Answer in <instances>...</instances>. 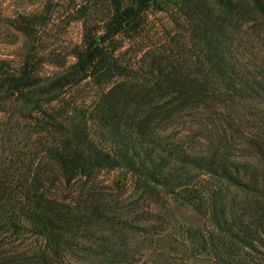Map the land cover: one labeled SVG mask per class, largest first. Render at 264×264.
Listing matches in <instances>:
<instances>
[{
  "label": "trees",
  "instance_id": "trees-1",
  "mask_svg": "<svg viewBox=\"0 0 264 264\" xmlns=\"http://www.w3.org/2000/svg\"><path fill=\"white\" fill-rule=\"evenodd\" d=\"M105 1L100 35L93 8L71 12L84 39L62 75L39 78L31 57L18 71L0 60V264H67L83 250L80 205L54 189L111 172L209 218L214 264H264V0ZM153 11L180 33L126 79L117 39L140 36ZM33 22L13 25L30 39ZM80 87L97 92L76 106L66 97ZM54 104L66 119L31 118ZM25 230L37 247L21 250L12 236Z\"/></svg>",
  "mask_w": 264,
  "mask_h": 264
},
{
  "label": "rangeland",
  "instance_id": "rangeland-1",
  "mask_svg": "<svg viewBox=\"0 0 264 264\" xmlns=\"http://www.w3.org/2000/svg\"><path fill=\"white\" fill-rule=\"evenodd\" d=\"M83 5L93 8L91 27L102 34L101 27L109 18L105 0H0V60L7 64L6 69L21 70L31 57L30 70L39 78L52 79L66 72L75 64V50L84 39L83 23L76 21L71 12ZM26 15L34 21L30 39L13 25L14 19ZM172 19L163 12H149L140 36L131 39L130 34L117 39L116 56L126 68V79L147 70L149 50L162 54L164 49L172 48L168 43L172 44L180 30ZM96 92L80 87L66 100L82 106L85 100L91 102L87 100ZM55 104L45 107L48 116L38 111L31 118L53 117L61 121L64 111ZM71 186L63 185L54 192L60 203L80 205V211L74 213L80 216L76 242L83 250L66 253L65 263L214 264L211 251L203 243L204 237L214 231L213 224L184 200L160 190L145 194L130 177L122 179L116 172L102 173L91 183L81 181ZM12 237L23 242L21 250L37 247V240L26 230Z\"/></svg>",
  "mask_w": 264,
  "mask_h": 264
}]
</instances>
